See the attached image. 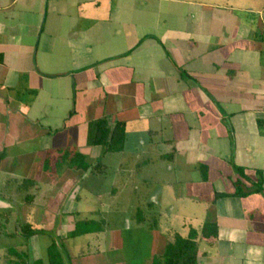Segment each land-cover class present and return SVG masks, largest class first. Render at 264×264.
<instances>
[{
	"label": "crops",
	"instance_id": "0c3cea01",
	"mask_svg": "<svg viewBox=\"0 0 264 264\" xmlns=\"http://www.w3.org/2000/svg\"><path fill=\"white\" fill-rule=\"evenodd\" d=\"M100 119L120 150L89 143ZM33 140L88 168L33 174ZM135 196V227L163 236L138 264L190 233L197 264H264V0H0V264H49L54 243L63 264H124L106 214Z\"/></svg>",
	"mask_w": 264,
	"mask_h": 264
},
{
	"label": "rangeland",
	"instance_id": "374dc122",
	"mask_svg": "<svg viewBox=\"0 0 264 264\" xmlns=\"http://www.w3.org/2000/svg\"><path fill=\"white\" fill-rule=\"evenodd\" d=\"M7 124L8 123H6V125ZM36 142H37L36 140H33L31 143L27 142L28 144H26V148H25L26 150L28 149V150H32L34 152V154H32L31 156H27L30 158V161L34 162L36 164L38 163V165H35L33 167V170H32L33 174L39 172L38 169L41 171V169H42L41 166L43 164L47 165L48 167L53 166V168L60 166V165H71V164L74 165L75 164L74 155L76 154V151H78V152L81 151L78 148L77 149L74 147L71 148V146H69L70 149H68V150H63V149L53 150L48 155H46V154L42 155V154H37L39 148H38V144ZM85 159L86 160H84V161L88 162L89 159L88 158H85ZM15 167L18 168L17 165ZM78 172L81 173V171H78ZM86 174H88V171L86 172ZM83 182H84L83 184H85L87 182L90 184V179L86 178V179H84ZM92 183H93V181H91V184ZM101 185H102V183L98 182L94 186L91 185V188H93V190H95V191L99 190L101 192H102V190L109 189V187L104 186V184H103V188H102V190H100L99 188L101 187ZM129 189L130 188L128 187L127 190H129ZM125 198H126V200H128V196H126ZM132 199H133V201H136V202L132 201L133 202V204H132L133 208L129 207V209H128L127 206H129V203H125L126 204L125 205L124 203L119 202L118 204L115 205L114 208H113V206H111L110 212L108 214H106L107 215L106 225L110 226L111 224L112 225L116 224L118 227H119V225L121 227V229L119 227V229L121 231L120 238L122 239L123 244L126 246V249H124L123 251L120 252L121 255H123L124 264H138V258L141 260L142 256H144V258L146 260L148 255H150L154 249V247H153L154 241H155V245L157 246V245H159V242L162 240V237H163L161 235H158L157 232L155 234L153 231V230H155L154 228L152 230L153 225L150 223L152 221L151 218L146 220L147 224L150 223V225L146 227L147 229L140 228V230H139L135 227L136 221H137V216H136V213H135L136 211L134 208L136 205L138 206V204L140 205V207L145 206L146 204L139 202V200L137 201V196L133 197ZM125 216L128 217L127 220L125 219ZM93 219L94 220H90L91 222H93L92 225L90 224L91 228L92 227L95 228L96 226H99V225H101V227H102V222L100 221L99 218L98 219L93 218ZM123 223H124V226H127L128 223L131 226L133 223L134 225H132V226L135 227V228H132V230H131L133 232H128L124 228H122ZM150 226H151V229H149ZM156 230H158V232H161L159 229H156ZM162 230L164 231V229H162ZM92 232H94V231H92ZM92 236H93L92 234L86 235L85 237L79 236V235L78 236H69V237H73V240L71 238H68V242L70 241L71 244H73V247H75L79 253H81L83 251H85L87 254L93 253V251L95 249L93 248L92 245L87 244V240L89 238H92ZM112 254L116 255L117 252L112 251L111 255Z\"/></svg>",
	"mask_w": 264,
	"mask_h": 264
},
{
	"label": "trees",
	"instance_id": "16d2710c",
	"mask_svg": "<svg viewBox=\"0 0 264 264\" xmlns=\"http://www.w3.org/2000/svg\"><path fill=\"white\" fill-rule=\"evenodd\" d=\"M123 133L120 126L116 125L113 129H110L107 122L100 119L90 126L89 143L102 145L111 150H120L123 146ZM74 159L75 164L79 165L80 168H88L83 155L76 153ZM90 224H93L90 220L77 222L70 236L95 231L96 229L91 228ZM31 233L30 230L26 235L28 236ZM198 252L199 241L195 233H190L187 237L175 234L167 239L163 253L155 256L152 264H197ZM48 260L49 264H63L61 250L55 243L48 248ZM36 264H41V262L37 261Z\"/></svg>",
	"mask_w": 264,
	"mask_h": 264
}]
</instances>
